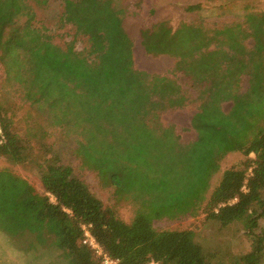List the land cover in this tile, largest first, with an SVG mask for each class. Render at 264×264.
Instances as JSON below:
<instances>
[{
  "label": "trees",
  "instance_id": "1",
  "mask_svg": "<svg viewBox=\"0 0 264 264\" xmlns=\"http://www.w3.org/2000/svg\"><path fill=\"white\" fill-rule=\"evenodd\" d=\"M50 1L0 0V77L13 82L35 108L33 123L43 116L67 134L71 112L101 77V70L74 44L63 48L54 42L49 29L38 26L35 7L46 8ZM60 1L66 14L78 0ZM203 8L202 4L186 7L190 12ZM122 12L116 0H102L93 18L112 20L111 29L124 36ZM141 37L146 52L176 58L170 74L181 73L198 91L195 99L201 102L191 120L197 140L182 143L175 126L161 121L164 111L183 108L189 101L177 79L139 72L145 88L140 94L135 92L134 105L121 110V122L112 117L111 124L116 126L103 127L114 131L115 137L110 140L101 134L102 139L81 145L79 155L83 165L107 178L104 185L114 187L117 196L133 199L145 212L139 211L130 223L123 221L85 181L73 175L70 166L51 162L40 166L41 194L15 173L0 171V231L11 238L34 236L35 245L50 239L71 264H101L83 244L82 224L92 225L95 238L119 264L150 260L160 264H261L264 232L256 237L250 252L227 261L220 251L197 243L192 230L157 231L145 213L169 217L191 211L203 199L217 162L238 150L245 159L239 167L224 171L205 210L222 227L235 222H243L249 231L257 227L264 213V131L245 141L254 116L264 107V13L247 10L244 22L220 27L196 21L181 22L173 29L162 21L142 30ZM249 38L254 41L250 48L246 46ZM243 75L249 76V87L241 92ZM253 95L260 98L251 99ZM227 101L233 105L228 113L222 108ZM0 127V155L25 163L26 144L13 130V120L1 110ZM41 132L46 135L45 130Z\"/></svg>",
  "mask_w": 264,
  "mask_h": 264
},
{
  "label": "rangeland",
  "instance_id": "2",
  "mask_svg": "<svg viewBox=\"0 0 264 264\" xmlns=\"http://www.w3.org/2000/svg\"><path fill=\"white\" fill-rule=\"evenodd\" d=\"M101 1L78 0L66 14L60 0H51L46 8L34 6L38 26L49 29L54 42L61 47L74 44L77 50L88 55L100 68L101 77L86 91L80 106L71 112L72 125L67 134L62 133L65 129L61 131L57 126L50 125L43 116L35 118L36 123H33L31 116H36L35 108L13 82H5L0 77V110L13 120V130L24 140L28 156L25 163L18 164L0 155V171L9 170L15 173L31 184L35 192L41 194L44 191L41 164L58 162L70 166L75 177L85 181L106 206L113 209L123 221L130 223L139 211L142 213L145 210L138 207L133 199L117 196L114 187L104 185L107 178H101L96 171L83 165L79 147L102 139L101 134H107L106 139L110 140L115 137L114 131L105 130L103 127L116 126L111 124L112 117L116 121L122 120L121 110L128 105H134L135 92L140 94L142 88H145L139 72L169 74L186 90L190 98L185 107L172 108L161 114L163 124L174 125L176 134L184 144L192 143L198 138L191 126V120L201 102L195 99L198 91L191 87L186 77L179 72L170 74L175 67L176 58L146 52L142 45L141 31L153 29L154 25L162 21H166L173 29L181 22L202 21L211 27L244 22L247 10L264 13V0H116L117 7L123 11L121 29L126 36L118 35V30L111 29L112 20L93 18L94 8ZM192 4H202L204 8L198 12L187 11V5ZM253 43L252 38L246 40L248 48ZM248 87L249 76L243 75L241 92ZM258 98L260 96L253 95L251 99ZM232 106L231 101L222 104L226 113L230 112ZM131 112L132 110L128 111L126 115ZM253 119L254 124L247 133L245 143L264 131V107ZM42 129L46 135H41ZM32 132L36 134L30 136ZM244 159L242 151L225 154L217 162V168L208 180L203 199L188 213L156 217V214L149 215L146 212V216L152 219L154 228L157 231L192 230L197 243L205 249L220 251V256L224 255L227 261L250 252L256 237L264 232V213L259 217L257 227L249 231L243 222L222 227L217 221L208 218L205 210L224 171L239 167ZM157 197L159 202L161 194L158 193ZM35 243L34 236L11 238L0 231V264H71L50 239L41 244ZM261 264H264V252Z\"/></svg>",
  "mask_w": 264,
  "mask_h": 264
},
{
  "label": "built area",
  "instance_id": "3",
  "mask_svg": "<svg viewBox=\"0 0 264 264\" xmlns=\"http://www.w3.org/2000/svg\"><path fill=\"white\" fill-rule=\"evenodd\" d=\"M0 135H2V130L0 127ZM245 190V187L243 188ZM51 199L54 201L53 195L49 194ZM236 200V199H235ZM91 224H82L81 229L83 232V244L88 246L94 251L96 256L100 259L101 264H119V260L110 257L103 249L102 245L98 242L91 230ZM146 264H160L158 261L150 260Z\"/></svg>",
  "mask_w": 264,
  "mask_h": 264
}]
</instances>
